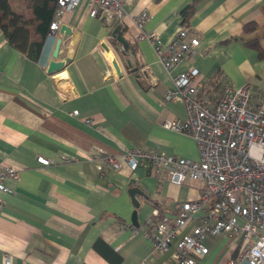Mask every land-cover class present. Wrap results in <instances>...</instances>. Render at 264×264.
Returning a JSON list of instances; mask_svg holds the SVG:
<instances>
[{"label": "crops", "instance_id": "1", "mask_svg": "<svg viewBox=\"0 0 264 264\" xmlns=\"http://www.w3.org/2000/svg\"><path fill=\"white\" fill-rule=\"evenodd\" d=\"M193 1L125 0L124 20L111 26L92 17L87 0H80L57 15L60 29L66 25L71 32L59 29L53 44L48 35L37 61L0 31V164L20 172L17 180H7L8 192L0 193V264L168 263L170 254L154 252L144 236L157 211L149 198L165 201L166 214L175 215L184 202L199 198L204 182L178 186L144 167L102 175L92 157L140 148L198 161L195 139L164 126L188 116L184 102H164L180 72L196 70L202 93L220 91L223 81L264 93V54L249 46L258 41L264 53V0H202L189 20L200 41L196 53L174 72L163 66L154 42L174 40L184 26L182 12ZM10 2L26 13L24 0ZM145 10L144 29L157 37L135 41L133 17ZM247 25L254 30L245 32ZM112 31L120 41L136 42L132 60L116 54ZM52 60L67 62L51 74ZM40 156L52 164H40ZM134 188L141 190L135 195L139 207L130 193ZM191 230L192 225L185 232ZM206 245L210 251L201 264H227L238 256L235 236L210 238Z\"/></svg>", "mask_w": 264, "mask_h": 264}, {"label": "built area", "instance_id": "2", "mask_svg": "<svg viewBox=\"0 0 264 264\" xmlns=\"http://www.w3.org/2000/svg\"><path fill=\"white\" fill-rule=\"evenodd\" d=\"M79 1L59 0L58 16ZM87 4L90 15L107 24L123 21L126 16L125 0H87ZM148 18L146 10L133 17L138 29L135 41L157 37L156 32L144 29ZM59 29L56 20L50 28L52 44ZM192 32L190 26H183L170 44L154 42L169 72L196 53L200 41ZM173 82L164 102H184L188 116L168 120L164 126L195 139L198 161L140 148L118 155L98 151L92 161L102 175L109 169L144 167L158 175L165 173L174 185L189 180L204 182L199 198L184 202L175 215L157 210L145 225L144 236L153 251L170 254L167 264H201L199 259L210 251L207 241L223 234L235 236L238 246V256L227 264H264V93L253 92L246 85L236 88L227 81L218 92L202 93L203 82L193 69L174 75ZM38 161L45 166L52 164L43 156ZM19 173L17 167L0 164V193L8 192L7 180H17ZM2 202L0 197V209ZM190 225L192 230L185 232Z\"/></svg>", "mask_w": 264, "mask_h": 264}, {"label": "trees", "instance_id": "3", "mask_svg": "<svg viewBox=\"0 0 264 264\" xmlns=\"http://www.w3.org/2000/svg\"><path fill=\"white\" fill-rule=\"evenodd\" d=\"M201 1L194 0L183 10L184 26H189V20L196 13L197 6ZM24 3L26 13H19L13 9L10 0H0V31L11 46L29 59L37 61L50 33L51 24L57 19L60 4L59 0H24ZM115 23L111 22L108 25L112 26ZM115 28L116 26H113V29ZM253 30L254 25H247L244 29L245 32ZM112 33L115 36L111 42L112 47L122 60L131 59L132 53L137 54L136 42L120 41L113 31ZM249 46L259 50L260 55L264 54L258 41ZM130 69L133 71L136 68L132 65ZM149 202L161 214L168 212L165 201L149 198Z\"/></svg>", "mask_w": 264, "mask_h": 264}, {"label": "water", "instance_id": "4", "mask_svg": "<svg viewBox=\"0 0 264 264\" xmlns=\"http://www.w3.org/2000/svg\"><path fill=\"white\" fill-rule=\"evenodd\" d=\"M60 31L62 33H65V34L68 35L71 32V28L68 27V26H66V25H63L61 27ZM62 42H63L62 38L57 39L56 46H55L54 52H53V57L54 58H57L59 56V52H60V48H61ZM66 62H67V60L66 61H55V60H52L49 63L48 72L51 73V74L52 73H56L57 71L61 70L65 66ZM115 67L117 69L118 74H120V69H119V67L117 65V62H115ZM138 191H141V190L138 189V188H134V189H131L130 190V193H131L132 199H133V203H134V205L136 207H139L140 206V203L136 200V197H135V195H136V193ZM132 219H133L134 224L137 226L138 225V221H137V211H135L133 213Z\"/></svg>", "mask_w": 264, "mask_h": 264}]
</instances>
